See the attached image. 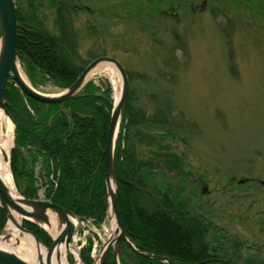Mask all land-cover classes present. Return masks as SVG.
<instances>
[{
  "label": "rangeland",
  "instance_id": "374dc122",
  "mask_svg": "<svg viewBox=\"0 0 264 264\" xmlns=\"http://www.w3.org/2000/svg\"><path fill=\"white\" fill-rule=\"evenodd\" d=\"M32 3L33 21L53 34L59 8L68 9L79 65L110 57L127 71L130 106L144 115L131 129L129 151L148 164L141 170L148 188L215 225L237 264H264V0ZM88 82L109 84L114 97L104 72ZM37 90L59 92L51 83ZM173 156L179 166L168 170L161 162ZM42 169L36 165V185L46 183ZM39 198L50 200L44 192ZM111 223L107 217L99 228L95 261ZM93 227L87 237L96 234ZM80 239H73L77 247Z\"/></svg>",
  "mask_w": 264,
  "mask_h": 264
},
{
  "label": "trees",
  "instance_id": "16d2710c",
  "mask_svg": "<svg viewBox=\"0 0 264 264\" xmlns=\"http://www.w3.org/2000/svg\"><path fill=\"white\" fill-rule=\"evenodd\" d=\"M15 2L21 27L16 48L29 80L35 86L51 83L61 89L71 87L85 66L76 62L77 37L68 9L64 12L59 8L58 31L53 34L41 22L33 21L32 0ZM130 101L131 92L114 161L123 227L136 250L165 257L172 264H237L223 246L230 242L215 225L192 212L186 203L148 188L141 174L148 164L138 162L129 151L131 129L144 123V115L137 114ZM5 104L16 124L11 168L20 193L37 199L35 168L42 164L47 197L76 216L92 218L100 228L109 216L105 149L113 110L110 85L97 88L93 82L88 83L79 97L65 102V110L71 113L68 117L61 105L47 106L26 96L11 77ZM178 162L173 156L161 163L173 170L178 168ZM161 163L155 167L160 169ZM6 223V214L0 208V232ZM23 226L46 247L51 246L52 238L44 229L28 221H23ZM119 245V264H168L137 255L123 240ZM92 250L93 241L89 239L81 250L85 264H94ZM105 264H117L114 249L109 251Z\"/></svg>",
  "mask_w": 264,
  "mask_h": 264
},
{
  "label": "water",
  "instance_id": "95a60500",
  "mask_svg": "<svg viewBox=\"0 0 264 264\" xmlns=\"http://www.w3.org/2000/svg\"><path fill=\"white\" fill-rule=\"evenodd\" d=\"M20 25L17 19V7L15 0H0V40L2 42L1 51H0V112L3 111L8 118L11 120L14 125V146L15 148V138H16V124L6 108L5 104V91L9 83V79L12 76L15 82L18 84V87L30 98L44 103L46 105H58L63 104L68 100H72L77 97L80 90L84 87L87 82V78L90 73L101 64H109L113 66L119 73L122 81V91L121 98L118 104L114 102V107L110 120V127L107 136L105 156V172H106V187L109 198V209L116 220L118 235L114 241H110L103 249V255L100 261V264H105L108 253L110 249L115 246V256L118 258L119 249L118 241L121 238H126V232L123 227V222L119 210L118 202V185L115 174V164L114 156L116 149V141L119 134V126L121 122V117L123 112L128 111L129 103V94H130V82L128 74L122 64L113 58L110 57H100L95 61L89 64V66L84 70L82 75L75 81V83L65 92L58 97H49L40 92L34 91L32 88L27 86L22 82L18 70L17 64L22 60V56L16 49V40L18 35ZM67 116H70L69 112H66L62 107ZM12 148V149H13ZM11 149V151H12ZM10 162V157L8 159ZM244 180L240 181L243 183ZM113 187L115 190H113ZM0 207L5 212L7 217V225L9 220L12 218V214L16 213L23 218L24 221H29L34 224L39 225L43 228V224L50 225L49 212L57 214L61 218V222L65 225L64 231L60 237L57 239L53 238V243L48 249L46 260H39V264H52V256L58 245L64 243L67 247L71 245V240L73 236V228L69 218H75V215L60 207L59 205L46 202V201H37L27 198H22L19 202L13 200L11 195L8 192V189L5 187L3 182L0 179ZM20 229L33 236L37 245H43L40 239L31 231L26 229L23 226H20ZM5 230L0 232V235L3 234ZM9 240V237L5 238ZM137 255H140L144 258L151 260H158L168 264H172L167 258L144 254L136 250ZM0 264H32L24 261L19 256L13 252H9L3 249H0ZM118 264V262H117Z\"/></svg>",
  "mask_w": 264,
  "mask_h": 264
},
{
  "label": "bare ground",
  "instance_id": "6f19581e",
  "mask_svg": "<svg viewBox=\"0 0 264 264\" xmlns=\"http://www.w3.org/2000/svg\"><path fill=\"white\" fill-rule=\"evenodd\" d=\"M1 45H2V42L0 40V51H1ZM76 62L79 65L78 55L76 58ZM80 66H82V65H80ZM88 66H89V64L87 66L85 65V69ZM17 70H18V73H19V76H20L22 82L25 83L30 88H32L34 91L38 92L37 89H39V87H34L31 84V82L27 78L20 62H18V64H17ZM99 72H104L114 83L115 94H114L113 98H114V102L116 104H118L120 101V98H121V91H122V89H121L122 88V81H121V87H120V83L118 81V78L120 77L119 73L117 72V70L113 66H111L109 64H101V65L97 66L90 73L88 78L90 76H92L93 74L99 73ZM120 79H121V77H120ZM8 85H9V83H8ZM100 86L101 85H97V88H100ZM55 88L59 91L57 95H47L44 93H42V94L49 96V97H58V96H61L65 92V90H68L70 87L66 88V89H61L58 87H55ZM83 90H84L83 88L80 90L77 97H79L82 94ZM76 98H74V99H76ZM47 106H49V105H47ZM0 123L2 126V134L0 137V179L3 182V184L5 185V187L8 189V192L11 195V197L13 198V200L19 202L20 200H22L23 195L20 193V191L18 190V188L16 186V183H15L14 178L12 176L13 171H12L11 165L9 167V164H8L9 163L8 159L11 155V149L14 146V125L12 124L11 120L8 118V116L3 111L0 112ZM121 124H122V117H121V122H120L119 128H121ZM117 141H118V138H117ZM117 141H116V143H117ZM123 150H124V147H123ZM11 173H12V175H11ZM113 190H115L114 187H113ZM31 200H34V199H31ZM108 202H109V198H108ZM110 213H111V211H110ZM49 217H50V225L43 224V228L46 229L54 239H57L58 237H60L62 235L64 228H65V225H63V223L61 222V218L57 214H54L53 212H49ZM110 218H111V222H112L111 225L112 226L107 232H108V235H111V236L104 243V246H106L110 241H114L117 238V234H118L116 220L113 217L112 213H111V216H108V219H110ZM69 221L71 222L73 229L76 230L79 234L85 233L88 230V228L91 227V225L94 226L93 228L96 229V232L99 231V228H97V226L91 220V218H81V217L75 215V218H69ZM20 226H23V218L16 213L12 214V218L9 220L8 225L6 223V226L4 228L5 231L3 232L2 235H0V249L15 253L17 256H19L21 259H23L24 261H26L28 263L39 264V260H41V259L43 261H45L47 253H48V249L44 245H40V246L37 245L33 236L23 232L20 229ZM79 226L82 228V230L78 229ZM114 233H115V235H114ZM6 237H9V240H6L5 239ZM110 239H112V240H110ZM121 240H123L129 247H131V249H134L136 251L137 248L131 242L129 236L126 233V238H121L117 243L119 253H120V249H121L119 242ZM103 249H104V247L102 246L101 252H100L98 258L96 259V262H97L96 264H100V261H101L102 255H103ZM70 254H72L75 257V262L73 264H84L82 262V260L80 259L79 252H78L75 244H71L69 247H67L64 243H61L55 249L53 256H52V264H71L69 261V255ZM116 260H117V258H116Z\"/></svg>",
  "mask_w": 264,
  "mask_h": 264
},
{
  "label": "flooded vegetation",
  "instance_id": "af4514ba",
  "mask_svg": "<svg viewBox=\"0 0 264 264\" xmlns=\"http://www.w3.org/2000/svg\"><path fill=\"white\" fill-rule=\"evenodd\" d=\"M50 106V105H49ZM119 244H120V242H119Z\"/></svg>",
  "mask_w": 264,
  "mask_h": 264
}]
</instances>
